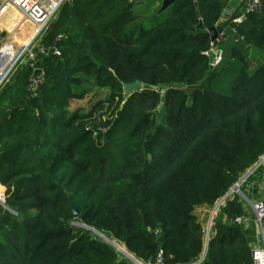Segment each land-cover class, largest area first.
Listing matches in <instances>:
<instances>
[{"label": "trees", "instance_id": "1", "mask_svg": "<svg viewBox=\"0 0 264 264\" xmlns=\"http://www.w3.org/2000/svg\"><path fill=\"white\" fill-rule=\"evenodd\" d=\"M149 1H67L43 40L61 54L41 60L39 94L27 65L0 90V264H134L118 245L143 262L163 251L164 264L192 263L206 243L196 207L212 208L264 155V4L234 32L219 23L230 0H174L158 23ZM214 26L233 41L217 65ZM136 79L143 89L126 97ZM82 85L101 98L70 110ZM263 181L261 164L242 190L264 197ZM244 214L234 193L205 262L253 264L255 230L232 221Z\"/></svg>", "mask_w": 264, "mask_h": 264}, {"label": "built area", "instance_id": "2", "mask_svg": "<svg viewBox=\"0 0 264 264\" xmlns=\"http://www.w3.org/2000/svg\"><path fill=\"white\" fill-rule=\"evenodd\" d=\"M67 1L69 0H0V21H3L2 23L12 19L8 18V11L10 9H15L21 15V20H19V22L16 24L18 34L22 35L26 29H28V27L32 28L31 39L27 43L24 42L19 46L17 45L18 48L14 53L8 52L6 50L7 43L1 40V42L3 41V45L0 47V90L10 81L12 76L19 68L27 65L33 70V73H31L30 77L28 78V89L32 96H37L39 94L42 85L46 81L45 71L41 67V60L43 59L44 55L50 52L51 49H53V53L56 55L61 54V50L58 45L47 47L43 43V40L50 31V25L53 22H56L61 8ZM128 1L130 3H134L136 0ZM263 4L264 0H244L243 2L230 0L229 5L224 9L222 19H220L219 23H229L232 21L235 24L231 28L234 32H237L236 26L246 22L249 19L250 14L259 13L263 8ZM237 10L239 11L238 14H236ZM4 16L5 19L2 20ZM0 30L6 32L8 31V28L2 27ZM228 37L229 36L224 30L219 32V36L217 38L218 46L215 48L213 47V50L215 51V58L212 62L213 65H217L222 60L224 51L220 46L228 40ZM61 38L62 35H59L57 39ZM237 40L238 38L236 41ZM210 51L206 53L209 55ZM39 69L40 71L38 72ZM263 162L264 159L251 171L250 174H252L261 164H263ZM246 173L238 181L240 185V192L242 191V193L239 192L238 194L243 195L244 197L247 196L242 190V187L245 186V191L250 192L249 189L255 186V184L250 182L247 183V179L250 174L246 176ZM258 186L261 191L264 190V181ZM0 187H2L1 184ZM233 195L234 193L228 196L226 199H223L225 196L224 195L213 206L214 208L211 211L209 221L206 226L204 225L206 234L205 246L209 245V240L214 232V219L218 210H220V208L226 204V200ZM253 198V200H250V203L254 212V225L256 227V232L253 235L251 242L252 259L253 264H264V197L262 195L259 196L258 193L253 195ZM0 202L5 203L3 190L0 191ZM232 221L242 224L246 229L251 227L249 214H244L233 218ZM204 252L205 249L198 259L189 264H203L207 255V252ZM124 253L129 256L128 253ZM162 254L163 251L159 253L157 262L155 264H164ZM129 257L132 259L134 264H153L151 262H143L133 256Z\"/></svg>", "mask_w": 264, "mask_h": 264}, {"label": "rangeland", "instance_id": "3", "mask_svg": "<svg viewBox=\"0 0 264 264\" xmlns=\"http://www.w3.org/2000/svg\"><path fill=\"white\" fill-rule=\"evenodd\" d=\"M148 2H150L149 0H136L135 2H134V5H135V9L136 10H142L144 7H146L147 9H149L148 8ZM153 6V5H152ZM166 11V10H165ZM165 11H163V12H159V10H158V14L156 13V20L154 19V21L155 22H157V21H159V22H161V21H163L166 17H167V12H165ZM151 13V12H150ZM17 14H18V17L20 16V18H21V15L19 14V12L17 11ZM17 22V21H16ZM19 22V21H18ZM158 23V22H157ZM17 24V23H16ZM8 28V31H1L0 30V47L3 45L2 44V42L3 41H5L6 43H13V42H15L16 44H19L18 43V40H16V39H14V38H11L9 35H10V29H12L13 27H11V26H9V27H7ZM0 29H2V26H0ZM9 34V35H8ZM1 40H3L2 42H1ZM232 43H233V41L231 40V39H229V40H227L226 42H224L223 43V51H225V52H229V50H230V48L232 47ZM19 46V45H18ZM18 46H17V48H18ZM26 68L25 67H23V68H19L17 71H16V73L17 72H21V71H23V70H25ZM15 73V74H16ZM13 77V76H12ZM79 89H81V90H87V93H86V96H85V98H83V99H77V100H74V101H72V103H71V105L69 106V109L70 110H77V109H81V108H83L84 110H88V109H90L91 107H92V104L95 102V101H97V100H99L100 98H101V95H99V92H97L96 90H94V89H91V87L90 86H88V85H82V86H80L79 87ZM163 107L162 108H160L159 109V112L156 114L157 116H156V118H157V121L160 123V121L161 120H163ZM105 118H108V115L106 114L105 116H104ZM107 120V119H106ZM105 121V120H104ZM263 165H264V162H263ZM0 191H2V187H0ZM240 193H242V191L240 192ZM246 196L247 197H244L243 195H241V197H242V199H243V201H244V204H245V207L249 210V211H251V215H252V211H253V208H252V205H251V203H250V200H253L254 198H253V196H251L250 194H246ZM4 202H0V204L1 205H4L5 207H6V205H5V203L3 204ZM214 207H212L211 209L209 208V212H208V214L206 213V214H204V217L202 218L203 220V223H204V225L206 226L207 225V223H208V221H209V218H210V214H211V211H212V209H213ZM219 213V210H218V212H217V214ZM217 214H216V216H217ZM74 225H76V226H83L84 224L83 223H81V222H75L74 223Z\"/></svg>", "mask_w": 264, "mask_h": 264}, {"label": "water", "instance_id": "4", "mask_svg": "<svg viewBox=\"0 0 264 264\" xmlns=\"http://www.w3.org/2000/svg\"><path fill=\"white\" fill-rule=\"evenodd\" d=\"M174 2V0H164L162 7L160 9V12L166 10V8L171 5ZM56 26V22H53L50 25V30L52 28H54ZM190 29H194V26H190ZM209 33L211 36V40H212V46L215 48L218 46V36H219V31L217 30V27L214 26L211 29H209ZM50 52H53V49L50 50ZM215 58V51L212 49L209 52V59L211 62L214 61ZM40 71V69L38 70V72ZM144 84L141 82V80L136 79L135 81L132 82H125L124 83V94L126 97H130L134 92L136 91H141L143 89ZM155 89L157 88V86H153ZM264 159V155L247 171L246 176L248 174L251 173V171L258 166L261 161ZM240 192V185L237 182L224 196L223 199H226L228 196H230L233 193H239ZM73 211H74V215L77 217L79 215V211L76 207H73ZM102 236H104L107 240H110L108 237H106L104 234H102ZM162 244V242H161ZM119 248V247H118ZM208 250V246H205V252L206 253ZM129 256H131L130 254H128ZM205 264H232V263H221V262H205Z\"/></svg>", "mask_w": 264, "mask_h": 264}, {"label": "bare ground", "instance_id": "5", "mask_svg": "<svg viewBox=\"0 0 264 264\" xmlns=\"http://www.w3.org/2000/svg\"><path fill=\"white\" fill-rule=\"evenodd\" d=\"M8 14H9L8 18H12V19L8 20L7 21L8 23L5 21H4V23H2L3 21H0V26H2V27H9V26L13 27L12 29H10V35L9 36L11 38L18 40L19 44H16L15 42L7 43L6 50L10 53H14L17 49V45H20L21 43H24V42L27 43L31 39L32 28L28 27V29H26V31L22 35L18 34L16 23H18V21L21 20V18H20V16L18 17L17 10H15V9H10L8 11ZM4 19H5V16L3 17L2 20H4ZM0 20H1V18H0ZM118 247H119V250L126 252L123 248V245H118Z\"/></svg>", "mask_w": 264, "mask_h": 264}, {"label": "crops", "instance_id": "6", "mask_svg": "<svg viewBox=\"0 0 264 264\" xmlns=\"http://www.w3.org/2000/svg\"><path fill=\"white\" fill-rule=\"evenodd\" d=\"M154 1V3H152V7H151V9H150V12L152 13V12H154L155 10H158V8H159V12H160V9H161V7H162V4H163V1L164 0H153ZM236 2H243L244 0H235ZM230 2V1H229ZM232 2V1H231ZM170 6V5H169ZM169 6L166 8V10L169 8ZM165 11V10H164ZM163 12V11H162ZM238 10H237V12H236V14H238ZM220 19H222V17L220 18ZM229 38V37H228ZM229 40V39H228ZM209 208L211 209V207L210 206H207V205H204V206H198V207H196V209H195V214L199 217V219L202 221L203 219V217H204V214H208V212H209ZM246 208V207H245ZM246 210H247V214H249L250 215V224H251V227L250 228H252V229H254L255 230V232H256V227H255V225H254V212L252 211V215L250 214L251 213V211H249L247 208H246ZM223 220H226V218H223ZM203 222V221H202Z\"/></svg>", "mask_w": 264, "mask_h": 264}, {"label": "clouds", "instance_id": "7", "mask_svg": "<svg viewBox=\"0 0 264 264\" xmlns=\"http://www.w3.org/2000/svg\"><path fill=\"white\" fill-rule=\"evenodd\" d=\"M212 49H213V46H212Z\"/></svg>", "mask_w": 264, "mask_h": 264}]
</instances>
